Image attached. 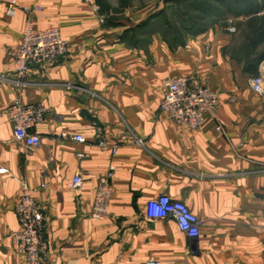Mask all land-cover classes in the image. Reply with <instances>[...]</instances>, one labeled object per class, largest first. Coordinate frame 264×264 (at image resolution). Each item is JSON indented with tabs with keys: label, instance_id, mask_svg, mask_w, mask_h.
I'll return each mask as SVG.
<instances>
[{
	"label": "crops",
	"instance_id": "obj_1",
	"mask_svg": "<svg viewBox=\"0 0 264 264\" xmlns=\"http://www.w3.org/2000/svg\"><path fill=\"white\" fill-rule=\"evenodd\" d=\"M18 1L41 7L33 29L59 28L69 50L44 72L31 69L24 89L0 79V264H29L13 242L25 185L44 212L47 264H264V100L249 85L259 70L233 56L237 34L227 30L229 19L246 18L182 33L174 44L162 16L173 12L169 0ZM26 23L22 11L8 17L0 0V77L15 79L9 49ZM177 77H196L221 95V131L212 117L193 130L161 112L164 83ZM17 99L48 109L34 130L38 148L15 138L8 110ZM64 132L85 141L60 139ZM102 140L119 145L117 153ZM111 166L109 215L93 219ZM79 173L84 185L75 192ZM161 195L201 219L199 238L173 220H150L149 203Z\"/></svg>",
	"mask_w": 264,
	"mask_h": 264
},
{
	"label": "built area",
	"instance_id": "obj_2",
	"mask_svg": "<svg viewBox=\"0 0 264 264\" xmlns=\"http://www.w3.org/2000/svg\"><path fill=\"white\" fill-rule=\"evenodd\" d=\"M41 7L24 5L18 0H6V15L16 17L20 11L27 15V23L21 43L16 48L9 49L15 63V79L2 76L0 79L10 81L20 89L30 85V70L35 68L44 72L56 64L68 53L69 46L59 28L34 30V16L41 12ZM227 30L236 33L233 19L228 20ZM252 91L264 100V61L259 66V73L249 79ZM221 95L209 85L202 83L196 77H177L165 81L163 99L160 110L169 119L185 124L193 130L201 129L208 117H212L220 125ZM48 109L44 103L25 104L17 99L9 108L8 116L13 125L15 138L26 148L32 150L42 144L41 137L34 132L35 128L44 122ZM60 139H72L83 143L82 135L61 133ZM132 141L143 145L144 141L136 135H131ZM101 147H110L117 153L119 145L102 140ZM4 172V171H3ZM116 167L111 166L107 175L101 179L95 194L92 210L93 219H105L109 215L110 203L113 196L112 181ZM84 180L82 174H77L70 184V189L78 192L82 189ZM35 190L25 185L22 196L15 203V213L20 225L19 231L13 235L15 250L26 256L29 264H47L49 243L45 234L44 212L34 196ZM148 216L152 221L173 220L179 229L189 238L201 236V219L181 201L174 200L168 195H161L152 200L148 206ZM146 264H168L156 259H149Z\"/></svg>",
	"mask_w": 264,
	"mask_h": 264
},
{
	"label": "trees",
	"instance_id": "obj_3",
	"mask_svg": "<svg viewBox=\"0 0 264 264\" xmlns=\"http://www.w3.org/2000/svg\"><path fill=\"white\" fill-rule=\"evenodd\" d=\"M169 0L174 3L171 16L165 12L164 23L166 34L172 43L182 42L181 34H200L212 25V19H235L245 17L239 27H245L244 46L234 51V57L244 63L252 74H257L260 64L264 61V0ZM182 6H185L184 8ZM185 9V10H184ZM176 16V21L171 18ZM214 22V21H213ZM236 25V24H235Z\"/></svg>",
	"mask_w": 264,
	"mask_h": 264
},
{
	"label": "rangeland",
	"instance_id": "obj_4",
	"mask_svg": "<svg viewBox=\"0 0 264 264\" xmlns=\"http://www.w3.org/2000/svg\"><path fill=\"white\" fill-rule=\"evenodd\" d=\"M171 18L173 19V21H176V16L175 15H172ZM211 19H212V25L213 26L216 25V24H221V22L224 21V19H218L217 21L216 20H213L214 18H211ZM239 21L240 20H238L237 22H235L236 29H237V32H236L237 35H236L235 44H234L236 46V48H238V49L239 48H243V46H244V36H245V31H246L244 29L245 27H243L242 24L239 27V24H240ZM261 49L264 50V46Z\"/></svg>",
	"mask_w": 264,
	"mask_h": 264
}]
</instances>
